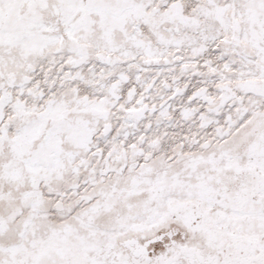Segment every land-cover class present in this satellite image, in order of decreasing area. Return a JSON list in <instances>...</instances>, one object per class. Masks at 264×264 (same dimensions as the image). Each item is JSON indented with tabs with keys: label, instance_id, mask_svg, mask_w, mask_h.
Listing matches in <instances>:
<instances>
[{
	"label": "snow or ice",
	"instance_id": "1",
	"mask_svg": "<svg viewBox=\"0 0 264 264\" xmlns=\"http://www.w3.org/2000/svg\"><path fill=\"white\" fill-rule=\"evenodd\" d=\"M0 264H264V0H0Z\"/></svg>",
	"mask_w": 264,
	"mask_h": 264
}]
</instances>
